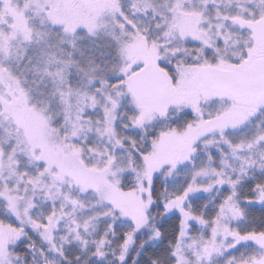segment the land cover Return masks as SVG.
<instances>
[{
    "label": "snow or ice",
    "instance_id": "6c2138e0",
    "mask_svg": "<svg viewBox=\"0 0 264 264\" xmlns=\"http://www.w3.org/2000/svg\"><path fill=\"white\" fill-rule=\"evenodd\" d=\"M0 264H264V0H0Z\"/></svg>",
    "mask_w": 264,
    "mask_h": 264
}]
</instances>
